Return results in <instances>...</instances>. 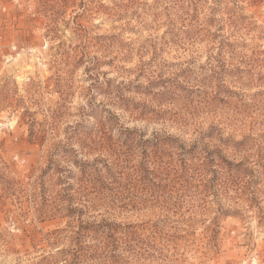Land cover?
Here are the masks:
<instances>
[{"label":"rangeland","instance_id":"obj_1","mask_svg":"<svg viewBox=\"0 0 264 264\" xmlns=\"http://www.w3.org/2000/svg\"><path fill=\"white\" fill-rule=\"evenodd\" d=\"M111 244L264 264V0H0V264Z\"/></svg>","mask_w":264,"mask_h":264},{"label":"trees","instance_id":"obj_2","mask_svg":"<svg viewBox=\"0 0 264 264\" xmlns=\"http://www.w3.org/2000/svg\"><path fill=\"white\" fill-rule=\"evenodd\" d=\"M114 245H110L107 246L105 245L103 247V252H102V260L105 262H109V263H115V254H114ZM93 258L95 259V253H92L91 249L88 248V252L86 253V255L84 256V261L89 262L92 261Z\"/></svg>","mask_w":264,"mask_h":264}]
</instances>
